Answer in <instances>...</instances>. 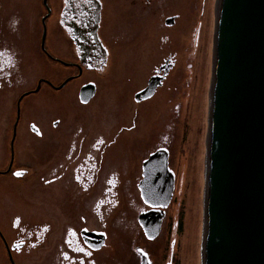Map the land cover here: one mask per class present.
I'll return each mask as SVG.
<instances>
[{"label": "flooded vegetation", "instance_id": "af4514ba", "mask_svg": "<svg viewBox=\"0 0 264 264\" xmlns=\"http://www.w3.org/2000/svg\"><path fill=\"white\" fill-rule=\"evenodd\" d=\"M21 1L0 0V264H108V244L119 236L126 200L141 198L143 178L139 161L119 162L134 134L106 81L118 44L114 27L123 12L157 0H60L52 39L48 0L36 31L18 10ZM30 38L31 52L53 70L34 83ZM143 212L135 214L140 227ZM102 236L104 245L94 248Z\"/></svg>", "mask_w": 264, "mask_h": 264}, {"label": "rangeland", "instance_id": "374dc122", "mask_svg": "<svg viewBox=\"0 0 264 264\" xmlns=\"http://www.w3.org/2000/svg\"><path fill=\"white\" fill-rule=\"evenodd\" d=\"M59 1L48 0L51 15L46 25L50 39L56 32ZM218 1L157 0L151 8L137 6L130 14L123 12L118 27H114L118 44L106 81L117 89L118 116L134 134L132 149L124 150L119 162L137 160L141 168L152 153L164 148L175 176V189L154 240L146 239L135 216L148 207L132 195L126 200L123 211L127 212L118 226L119 236L112 237L108 244V264H140L137 247L148 253L151 264H203ZM17 8L23 9L26 24L32 29L41 27V17L47 13L43 0H22ZM169 17H174L172 26L166 25ZM32 40H26L25 46L30 50L28 74L34 83L38 76L53 75V70L39 53L31 52ZM165 60L173 62L166 80L149 101L135 103L139 101L134 95ZM58 71L66 72L62 67ZM41 96L35 98L40 100Z\"/></svg>", "mask_w": 264, "mask_h": 264}, {"label": "water", "instance_id": "95a60500", "mask_svg": "<svg viewBox=\"0 0 264 264\" xmlns=\"http://www.w3.org/2000/svg\"><path fill=\"white\" fill-rule=\"evenodd\" d=\"M166 25H174V17ZM171 67L161 66L164 75L152 76L135 100L151 98ZM212 88L203 264H264V0L220 1ZM142 169L141 198L150 209L139 223L154 240L173 198L175 176L164 148ZM138 250L141 264H151L148 253Z\"/></svg>", "mask_w": 264, "mask_h": 264}, {"label": "bare ground", "instance_id": "6f19581e", "mask_svg": "<svg viewBox=\"0 0 264 264\" xmlns=\"http://www.w3.org/2000/svg\"><path fill=\"white\" fill-rule=\"evenodd\" d=\"M220 1L221 0L218 1L219 5H220ZM219 5L217 7V10H219ZM212 93H213V88H212ZM212 93H211V102H212ZM210 122H211V114H210ZM209 137H210V125H209ZM205 225H206V221H205ZM205 247H206V226H205V234H204L203 252L205 251Z\"/></svg>", "mask_w": 264, "mask_h": 264}, {"label": "snow or ice", "instance_id": "6c2138e0", "mask_svg": "<svg viewBox=\"0 0 264 264\" xmlns=\"http://www.w3.org/2000/svg\"><path fill=\"white\" fill-rule=\"evenodd\" d=\"M37 134L39 135L40 133L37 132ZM22 174H23V173H20V172L15 173L16 176H20V175H22ZM138 251H142V250H138Z\"/></svg>", "mask_w": 264, "mask_h": 264}]
</instances>
